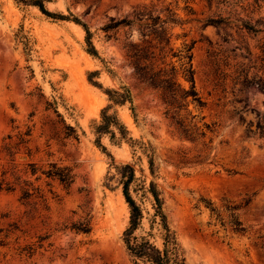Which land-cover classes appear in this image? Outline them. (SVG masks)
<instances>
[{"label": "rangeland", "instance_id": "obj_1", "mask_svg": "<svg viewBox=\"0 0 264 264\" xmlns=\"http://www.w3.org/2000/svg\"><path fill=\"white\" fill-rule=\"evenodd\" d=\"M44 3L86 22L98 55L88 52L85 30L73 20L0 0V177L6 172L15 186L0 191L2 264H136L123 242L129 206L121 187L105 184L110 160L95 143L94 126L108 99L88 79L94 70L104 86L131 90L133 103L117 110L132 135L154 147L156 173L128 144H112L108 136L102 142L116 162L134 164L138 175L144 169L147 184L156 183L186 264H264V134L258 128L264 123V90L256 83L264 78V0ZM134 10L174 18L166 24L173 47L195 41L196 86L207 102L205 120L216 125L205 139L181 136L165 114L161 92L135 75L124 46L152 38L142 35V21L104 31V25L134 19ZM171 60L176 58L167 57ZM246 74L251 82L244 84ZM69 126L78 138L67 134H74ZM30 162L45 169L50 162L68 165L74 181L66 186L40 171L32 175ZM26 180L39 191L22 199ZM141 194L144 230H149L152 198ZM202 198L217 206L223 198L239 204L247 231L208 225ZM89 212L90 233L70 228Z\"/></svg>", "mask_w": 264, "mask_h": 264}, {"label": "trees", "instance_id": "obj_2", "mask_svg": "<svg viewBox=\"0 0 264 264\" xmlns=\"http://www.w3.org/2000/svg\"><path fill=\"white\" fill-rule=\"evenodd\" d=\"M22 4L36 5L47 16L73 20L80 24L86 33L87 50L93 55H98V49L93 42V32L88 24L81 21L80 18L72 13L63 14L50 11L44 3V0H16ZM135 18L126 17L118 20L114 25H104V31L108 32L115 27L132 26L137 20L140 23L141 33L143 36L150 35L152 38L143 40L144 43L127 42L125 44L126 54L130 60L135 75L146 82L150 87L161 92V97L166 105V116L170 119L171 124L178 133L190 140L196 141L205 139L208 134L216 131L215 123L205 120L203 109L207 102L201 96L196 86L195 68L193 65V48L195 41H183L179 48L171 45V34L166 26L169 19H162L161 16H147L148 14L134 10ZM114 19V18H112ZM152 20V22L149 21ZM248 29L254 30L251 26ZM158 50V52H156ZM264 55V43L261 47ZM159 56V57H158ZM167 57L176 58V61H167ZM264 61V57H263ZM99 72L97 70L88 73V79L91 83L98 86L107 95L108 103L102 108L100 121L94 126L96 134V145L104 152L110 160V167L105 177V184L109 187H121L125 201L129 206L130 217L128 226L123 232V242L129 254L133 257L136 264H186L185 254L178 242L175 231L168 223L167 216L163 211V199L160 191L154 181L147 184L144 175H138L137 169L132 163H118L113 154L103 144L102 138L108 136L112 144H128L133 153L140 151L147 158L151 174L156 173V163L154 159V147L151 143L145 142L142 138H135L125 122L121 119L117 107L127 103H133L131 90L125 86L121 88L106 87L98 81ZM183 78L188 85L181 82ZM251 82L247 74L243 80L244 84ZM256 83L264 90V78H259ZM133 108V107H132ZM196 110V112L194 111ZM69 128L73 129L72 126ZM260 132L264 134V123H258ZM72 135L78 138L76 130ZM31 135L30 130L26 133ZM24 139V137H23ZM28 140L21 142L27 143ZM28 155L30 152L28 151ZM31 167L32 175L39 171L46 177L58 179L66 186H70L74 181V174L68 165H59L56 162H50L47 169L38 168L34 163H28ZM6 172L0 177V191H13L15 186L12 182L6 180ZM39 179L40 176H37ZM27 187L22 190V199H28L34 195L35 190L33 182L26 180ZM29 185L32 188L28 187ZM142 192L143 197L150 196L154 213L149 219V230H144L145 212L137 198V194ZM205 206L209 210L208 225L226 229L231 226L235 232H246L247 228L239 215L240 205L231 199L223 198L222 206H217L212 200L202 198ZM223 212L226 213L224 217ZM91 213L86 217L72 222L70 228L76 232L90 233ZM158 239L160 243H158ZM0 240V246L3 245ZM0 264H2L0 260Z\"/></svg>", "mask_w": 264, "mask_h": 264}]
</instances>
